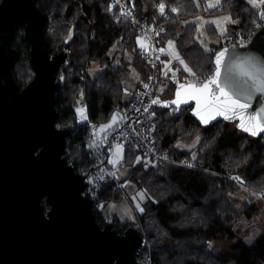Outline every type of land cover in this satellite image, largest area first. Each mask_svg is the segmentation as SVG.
I'll return each instance as SVG.
<instances>
[{"label": "trees", "instance_id": "obj_1", "mask_svg": "<svg viewBox=\"0 0 264 264\" xmlns=\"http://www.w3.org/2000/svg\"><path fill=\"white\" fill-rule=\"evenodd\" d=\"M126 1L150 21L160 16L161 3L168 6L163 17L167 31L159 43L172 36L180 54L196 73V79L210 78L215 53L230 41H246L264 14V4L257 9L246 0H220L209 13L228 12L235 23L229 24L219 42L206 51L195 41L193 26L181 25L183 18L197 13L194 0ZM36 6L45 15L43 30L50 54L61 50L67 53L66 63L56 73L60 88L55 93V124L70 130L64 142L67 161L76 172L86 173L93 166L83 145L87 125L79 122L76 109L84 105L85 118L97 122L108 120L113 113L124 109L148 74L137 47L138 34L109 0H36ZM11 44L19 52L11 68L12 75L22 88L33 77L30 45L24 38L23 26H15ZM127 50L133 53L130 61L124 59ZM93 60L103 67L91 77L87 67ZM131 65L141 78L133 86L125 83ZM182 75L185 74L178 73ZM192 82L195 81L190 77L189 83ZM174 84L169 83L162 93H157L156 84L154 100L159 103L152 105L157 113L155 141L169 156L186 160L194 167L148 163L141 150L131 146L125 152L124 165L129 166L126 178L144 190L143 212L138 214L135 223H120L115 216L104 212L107 202L123 196L120 182L109 181L99 188L98 199L103 205L98 214L93 212L96 221L104 224L102 217L106 215L116 229L123 230L130 225L140 229L146 240L136 253L140 258L149 255L150 264H262L264 232L250 243L233 241L237 219L241 215L250 217L262 203L252 197L239 198L241 187L222 174H237L243 185L264 188V132L258 136L239 132L236 119L220 118L202 124L192 113V106L162 104L172 98L177 85ZM125 88L130 91L125 92ZM81 95L82 101L78 103ZM231 121L234 128L230 126ZM197 137L194 146L185 147ZM42 204L46 209L49 207L44 199ZM217 238L233 242L213 248L212 242Z\"/></svg>", "mask_w": 264, "mask_h": 264}, {"label": "water", "instance_id": "obj_2", "mask_svg": "<svg viewBox=\"0 0 264 264\" xmlns=\"http://www.w3.org/2000/svg\"><path fill=\"white\" fill-rule=\"evenodd\" d=\"M44 24L45 15L36 0H0V264H145L136 253L145 243L144 233L134 225L121 231L112 222L100 225L92 200L83 193L88 172H76L64 156L70 130L55 124V93L60 88L56 73L66 63L67 53L50 54ZM17 25L24 27L33 69L32 79L22 88L11 70L19 58L11 44ZM220 52L221 82L228 85L230 94L241 92V103L249 105L242 113L245 125L264 121V91L251 90L247 100L249 89H241L246 63L264 66V21L246 43L215 53L213 74ZM177 87L162 104L192 106L202 122L194 111L196 100L182 95L186 103H171L177 99ZM258 110L260 116L250 125L248 117L256 116ZM209 114L213 118L202 124L225 118L215 110L201 112L205 118ZM240 115L230 120L236 119L239 126Z\"/></svg>", "mask_w": 264, "mask_h": 264}, {"label": "built area", "instance_id": "obj_3", "mask_svg": "<svg viewBox=\"0 0 264 264\" xmlns=\"http://www.w3.org/2000/svg\"><path fill=\"white\" fill-rule=\"evenodd\" d=\"M112 6H116L121 16L127 18L131 25L136 29L138 36L146 42L148 51L144 48L139 50L143 61L148 68L147 76L142 80L133 97L128 101V104L123 110L116 112L119 117L117 123L111 127L101 130V125H108L111 118L105 121H91L85 118V114L78 112L77 117L79 122H85L87 125V132L83 138L84 151L92 163V168L88 170V184L83 193H87L92 200L93 212L99 213L102 203L99 201V188L105 182H113L118 184L116 180L115 171L124 166L126 149L131 146L138 147L147 160L157 163L176 164L185 167H194L192 163L184 160L172 158L165 152L158 148L155 141V119L157 117L156 111L150 105L154 100V90L159 78L160 63L157 57H160L159 38L167 31V25L163 21V17L167 12L168 6L164 8L163 13L155 20L150 21L139 15L134 6L129 4L126 0H109ZM264 21L262 15L258 22L254 25L256 28L260 27ZM250 38V37H249ZM246 41L228 42L227 46H239L246 43ZM171 78L170 83L174 84L177 81L184 83L190 82V76L182 75ZM207 77H201L198 80L203 81ZM61 79V78H60ZM59 81V80H58ZM148 87H145V85ZM129 92L128 88L124 89ZM145 108L148 110L145 111ZM86 110V108H85ZM122 146L121 156L118 158L116 154V145ZM115 161V163L111 162ZM70 163V162H68ZM71 164V163H70ZM84 174V173H81ZM222 176L231 182L240 186L254 199L264 205V188L251 189L237 179V174ZM103 220L111 222L110 218L103 215ZM145 264H150L149 258L141 259Z\"/></svg>", "mask_w": 264, "mask_h": 264}, {"label": "rangeland", "instance_id": "obj_4", "mask_svg": "<svg viewBox=\"0 0 264 264\" xmlns=\"http://www.w3.org/2000/svg\"><path fill=\"white\" fill-rule=\"evenodd\" d=\"M249 3V0H246ZM210 0H206L203 3H201L199 0H194L195 6L197 7V13L188 15L187 17L183 18L181 20V25H191L193 26L194 31V39L195 41L206 51L211 49V46L214 44H217L219 42L220 36L226 32V29L231 22H224L223 20H220L219 18L229 16L231 17V20L233 21L232 16L228 12H212L209 13V10L214 7H208ZM253 6V4L249 3ZM262 4L255 8H259ZM254 7V6H253ZM212 21H219V23H213ZM138 38H141L137 35L136 43L137 47H141L140 44H138ZM171 40L174 42L175 45V51L179 53L180 57L182 55L180 54L175 39L170 36L166 39H162L159 43V49L164 48L165 52H160V71H159V82L157 83L156 91L157 93H162V91L168 86V84L171 81L172 72H168V69L165 68V64L171 59V52L172 50L169 49L168 41ZM141 41L144 45H146L145 40L141 38ZM133 53L130 50L125 51L124 53V59L130 61L132 58ZM185 61V60H184ZM186 64H188L185 61ZM189 66V65H188ZM103 65L99 61H91L89 66L87 67V74L91 77H93L97 72H99L102 69ZM170 67L175 71V76L178 75V73H183L185 75H189L187 72H185L182 68V66L179 64L178 61L172 60V63ZM190 67V66H189ZM165 72H168V75H165ZM176 78V77H175ZM141 80L140 75L136 68L131 65L129 68V76L128 79L125 81L126 84L133 86L137 82ZM180 82L177 81L176 84ZM162 89V90H161ZM78 103H81L82 101V95L77 99ZM77 113L81 112L85 114V106L79 105L76 109ZM230 126L232 128L235 127V124L233 121H231ZM242 129H239V132H242ZM198 137L193 141L192 144L187 145L185 147L190 148L191 146H194L197 143ZM121 156H117L118 158ZM186 161V160H184ZM188 162V161H187ZM148 163H152V161L148 160ZM129 172V166H122L119 167L115 171L116 180L120 182V186L123 190V196L121 199L117 201H109L107 202L104 207L103 211L108 213L111 216H115L120 223L130 222L135 223L138 220V214L143 212V201L145 199V196L143 199H141L137 194L138 193H144V190L137 185L130 179L126 178L127 173ZM242 189V188H241ZM252 189V188H251ZM243 190V189H242ZM245 190L239 192L237 195L239 198H246L247 200L251 198L252 196L246 195ZM247 193V192H246ZM248 194V193H247ZM245 195V196H244ZM253 198V197H252ZM142 209V211H141ZM264 232V205H259L255 211L254 214H252L250 217H245L244 215H241L237 221L234 223V233L235 237L234 240H243L246 243L252 242L259 234ZM233 241H228L222 238H217L213 240L212 247H221V246H227L228 244L232 243ZM147 255V254H146ZM143 256L141 259L149 258V255ZM264 264V262L262 263Z\"/></svg>", "mask_w": 264, "mask_h": 264}, {"label": "snow or ice", "instance_id": "obj_5", "mask_svg": "<svg viewBox=\"0 0 264 264\" xmlns=\"http://www.w3.org/2000/svg\"><path fill=\"white\" fill-rule=\"evenodd\" d=\"M220 0H210L208 7H215L218 5ZM249 3L253 4L254 7L259 6L260 4H264V0H249ZM165 5L161 3L159 5V10L163 13ZM172 11H177V9H172ZM262 18H264V14H262ZM224 22L235 23V21L231 20V17L225 16L219 18ZM213 23H219V21H212ZM138 44L144 51H148V47L144 45L141 41V38H138ZM169 49L171 52V59L165 64V68L168 69V72H172L173 78H175V71L170 67L172 60H176L182 66L183 70L189 74L190 77L194 79L195 82L192 83H183L179 84L176 91L177 99L172 101L171 103L179 105L180 103H186V99H181V96L184 95L187 99H193L197 102V108L194 110L203 123H208L210 119L213 117L209 114L207 118L204 115H201V112L210 113L211 110H215L217 114L224 115L225 119L235 118L238 113H240L241 124L239 125L245 131H249L252 135H256L258 131H264V121H257L252 126H246L244 123L243 111L249 107L248 103H241L240 96L241 92L233 91L231 94L226 90L228 85L226 83L221 82V72L220 66L223 60V52L216 54V71L212 77L206 78L203 81L196 79V73L192 68L185 63L184 59H182L178 52H176L174 42L169 40L168 42ZM160 52H165L164 48L159 49ZM159 59V57H157ZM168 72H165V75H168ZM241 75L246 77V79L242 82L241 89H249L247 97L245 99L250 100L252 91H264V66H258L253 62H247L246 66L242 68ZM145 87H148L146 84ZM162 90V89H161ZM183 90V93L182 91ZM235 97V98H234ZM153 104L159 103L158 100H153ZM148 109L145 108V111ZM231 112L232 115L229 116L227 113ZM261 114V110H258L256 116H249L248 123L251 125L253 120H257ZM119 117L117 113H113L111 117V122L108 125H101L100 129L105 130L111 127L113 124L117 123ZM199 139V138H198ZM122 152V146L116 145V154L119 156ZM195 158V157H194ZM139 160V157L137 158ZM115 163V161H111ZM237 179H239L237 177ZM141 199L144 198L145 193L137 194ZM142 211V209H141Z\"/></svg>", "mask_w": 264, "mask_h": 264}, {"label": "crops", "instance_id": "obj_6", "mask_svg": "<svg viewBox=\"0 0 264 264\" xmlns=\"http://www.w3.org/2000/svg\"><path fill=\"white\" fill-rule=\"evenodd\" d=\"M139 48V50L142 48V47H138ZM178 82H180V83H182V81H178ZM175 83H177V82H175ZM184 83V82H183ZM175 85V84H174ZM177 86V85H176ZM176 86H174V88L176 87Z\"/></svg>", "mask_w": 264, "mask_h": 264}, {"label": "flooded vegetation", "instance_id": "obj_7", "mask_svg": "<svg viewBox=\"0 0 264 264\" xmlns=\"http://www.w3.org/2000/svg\"><path fill=\"white\" fill-rule=\"evenodd\" d=\"M115 228H116V227H115ZM117 230L121 231L122 229H121V228H119V229H117Z\"/></svg>", "mask_w": 264, "mask_h": 264}, {"label": "bare ground", "instance_id": "obj_8", "mask_svg": "<svg viewBox=\"0 0 264 264\" xmlns=\"http://www.w3.org/2000/svg\"><path fill=\"white\" fill-rule=\"evenodd\" d=\"M123 68V67H122Z\"/></svg>", "mask_w": 264, "mask_h": 264}]
</instances>
